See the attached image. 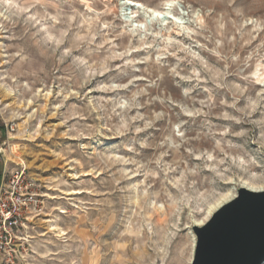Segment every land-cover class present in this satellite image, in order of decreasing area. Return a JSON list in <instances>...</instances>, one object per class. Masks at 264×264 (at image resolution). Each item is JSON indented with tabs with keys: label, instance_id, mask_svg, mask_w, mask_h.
Here are the masks:
<instances>
[{
	"label": "rangeland",
	"instance_id": "rangeland-1",
	"mask_svg": "<svg viewBox=\"0 0 264 264\" xmlns=\"http://www.w3.org/2000/svg\"><path fill=\"white\" fill-rule=\"evenodd\" d=\"M130 1L183 26L0 0V150L46 195L17 264H196L195 224L264 187V0Z\"/></svg>",
	"mask_w": 264,
	"mask_h": 264
},
{
	"label": "water",
	"instance_id": "water-1",
	"mask_svg": "<svg viewBox=\"0 0 264 264\" xmlns=\"http://www.w3.org/2000/svg\"><path fill=\"white\" fill-rule=\"evenodd\" d=\"M193 231L199 246L196 264H264V191L241 187Z\"/></svg>",
	"mask_w": 264,
	"mask_h": 264
},
{
	"label": "built area",
	"instance_id": "built-area-1",
	"mask_svg": "<svg viewBox=\"0 0 264 264\" xmlns=\"http://www.w3.org/2000/svg\"><path fill=\"white\" fill-rule=\"evenodd\" d=\"M15 131L14 124H6L7 141ZM7 141L2 145H7ZM45 209L46 195L38 180L26 167L10 170L0 150V264L21 261L23 233L35 219L45 215Z\"/></svg>",
	"mask_w": 264,
	"mask_h": 264
},
{
	"label": "bare ground",
	"instance_id": "bare-ground-1",
	"mask_svg": "<svg viewBox=\"0 0 264 264\" xmlns=\"http://www.w3.org/2000/svg\"><path fill=\"white\" fill-rule=\"evenodd\" d=\"M171 4H172V7L175 5L173 2H170ZM169 4V3H168ZM168 4L167 5H165V9H163V11L162 10H160V9H151V8H149V9H145L143 6L144 5H142V4H140L139 2H135V1H130V2H127V4L126 5H128V6H130V7H132V8H134V10H135V12H133V14L134 15H129V16H127V19L125 20V23H127V25L128 24H132L133 22H132V20H133V18H141L143 21H144V24L141 26V25H139V26H137V25H134V24H132V25H130L131 26V28H132V30H131V35L130 34H128L129 36H126V37H128V38H130V37H132V38H134V37H139V40H143V37L144 36H142V33H143V31H147L148 33H149V31H152L154 28H156V26H158V25H160L159 23H161L162 22V24L165 26H167V25H173V26H175V27H177V28H179V27H181V25H182V23H180L178 20H177V18H175V21L173 20V21H170L171 20V18H172V15L171 14H175L174 12H173V9H172V7H168ZM90 7V6H89ZM155 12H159L160 13V15L159 16H156V15H154V13ZM181 19V18H180ZM141 26V27H140ZM183 26V25H182ZM161 28V27H160ZM163 28V27H162ZM162 28H161V30H162ZM175 29V28H174ZM156 30V29H155ZM164 30H166V29H164ZM172 30V29H171ZM179 30V29H178ZM176 31H177V29H176ZM164 32V31H163ZM167 32V31H166ZM172 32V31H171ZM176 34H178V33H176ZM151 35V34H150ZM160 35V34H159ZM146 36V35H145ZM178 36V35H177ZM182 36V35H181ZM184 36V35H183ZM149 37V36H148ZM147 37V38H148ZM157 37V36H156ZM180 37V36H179ZM125 38V37H124ZM144 41V40H143ZM142 41V42H143ZM143 45V44H142ZM140 52V51H139ZM134 53V52H133ZM258 75V74H257ZM264 75V74H263ZM260 78V77H259ZM242 187H245V188H248V189H250V190H254V191H264V187H254V186H249V185H243ZM76 193H78V192H73V193H68L67 195H75ZM236 195H237V193H234V194H232V195H230V196H228V197H226L225 199H223V201H221L220 203H218L217 205H215L214 207H212L210 210H209V212H208V215H207V217H206V220H204V221H201V222H198V223H196L195 225L196 226H203L205 223H206V221H208L211 217H212V215L218 210V209H220L221 207H223L224 205H226L227 203H229L230 201H232L235 197H236ZM58 229V228H57ZM56 230V228H52V231H55ZM65 234V233H64ZM63 234V235H64ZM62 235V236H63Z\"/></svg>",
	"mask_w": 264,
	"mask_h": 264
},
{
	"label": "snow or ice",
	"instance_id": "snow-or-ice-1",
	"mask_svg": "<svg viewBox=\"0 0 264 264\" xmlns=\"http://www.w3.org/2000/svg\"><path fill=\"white\" fill-rule=\"evenodd\" d=\"M127 2H130V0H127ZM168 7H172V4L169 3V4H168ZM154 15L159 16L160 13H159V12H155ZM261 162L264 163V158L261 159ZM87 174H88V175H91V173H87Z\"/></svg>",
	"mask_w": 264,
	"mask_h": 264
}]
</instances>
